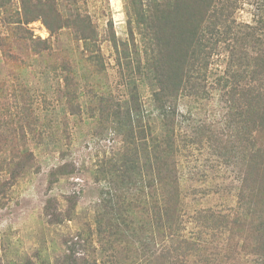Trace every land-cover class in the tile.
<instances>
[{
  "label": "rangeland",
  "instance_id": "1",
  "mask_svg": "<svg viewBox=\"0 0 264 264\" xmlns=\"http://www.w3.org/2000/svg\"><path fill=\"white\" fill-rule=\"evenodd\" d=\"M263 216L264 0H0V264H264Z\"/></svg>",
  "mask_w": 264,
  "mask_h": 264
},
{
  "label": "trees",
  "instance_id": "2",
  "mask_svg": "<svg viewBox=\"0 0 264 264\" xmlns=\"http://www.w3.org/2000/svg\"><path fill=\"white\" fill-rule=\"evenodd\" d=\"M263 219H264V216H263ZM258 230H264V223H259ZM263 236H264V234H263ZM260 243L262 245V248L264 249V241H261ZM161 255H164V253L162 252ZM263 257H264V254H263ZM156 260H157L156 264H163V263H161V260L158 259V257Z\"/></svg>",
  "mask_w": 264,
  "mask_h": 264
}]
</instances>
